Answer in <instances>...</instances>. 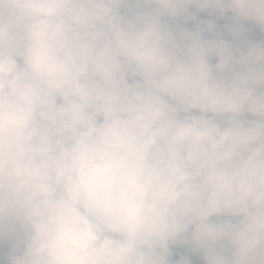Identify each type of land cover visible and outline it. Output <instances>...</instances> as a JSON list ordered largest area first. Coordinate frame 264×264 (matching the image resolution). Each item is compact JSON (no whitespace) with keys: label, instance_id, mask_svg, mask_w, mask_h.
I'll use <instances>...</instances> for the list:
<instances>
[{"label":"clouds","instance_id":"1","mask_svg":"<svg viewBox=\"0 0 264 264\" xmlns=\"http://www.w3.org/2000/svg\"><path fill=\"white\" fill-rule=\"evenodd\" d=\"M0 264H264V0H0Z\"/></svg>","mask_w":264,"mask_h":264}]
</instances>
